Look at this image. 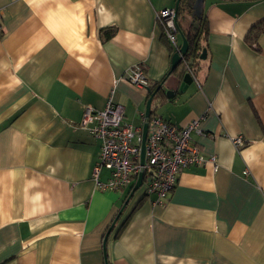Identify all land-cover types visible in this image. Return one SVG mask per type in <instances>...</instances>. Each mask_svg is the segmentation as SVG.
I'll return each instance as SVG.
<instances>
[{"label": "crops", "instance_id": "0c3cea01", "mask_svg": "<svg viewBox=\"0 0 264 264\" xmlns=\"http://www.w3.org/2000/svg\"><path fill=\"white\" fill-rule=\"evenodd\" d=\"M180 1L178 28L205 29L189 78L170 72L175 52L154 18L178 0H0V264L103 263L130 186H95L100 141L82 109L110 96L142 133L149 94L120 79L133 65L151 93L160 86L150 118L203 116L191 143L216 167L182 171L164 205L137 190L108 236V264H264V0H202L199 15Z\"/></svg>", "mask_w": 264, "mask_h": 264}, {"label": "built area", "instance_id": "2783aa9c", "mask_svg": "<svg viewBox=\"0 0 264 264\" xmlns=\"http://www.w3.org/2000/svg\"><path fill=\"white\" fill-rule=\"evenodd\" d=\"M155 22L161 27L163 36L175 53H179L177 43L178 27L173 8H164L155 12ZM187 74L193 73L187 66ZM120 79L133 87L147 90L149 81L139 65L127 68ZM195 79V78H194ZM199 87V82L196 81ZM122 108L113 103L111 97L106 99L103 109L96 110L89 106L82 109V126L89 134L100 141L98 162L92 169L91 178L100 190L119 191L133 186L137 176H148L145 194L153 195L152 205H164L168 195L176 184L182 171L193 166L211 163L215 158L205 156L191 143V133L201 134L198 124L203 116L190 120L186 125L177 127L160 117L143 118L147 124L143 162L140 163L141 133L132 126L122 123ZM232 145L239 149L244 140L238 136L230 138ZM101 170H107L110 177L100 182Z\"/></svg>", "mask_w": 264, "mask_h": 264}, {"label": "water", "instance_id": "95a60500", "mask_svg": "<svg viewBox=\"0 0 264 264\" xmlns=\"http://www.w3.org/2000/svg\"><path fill=\"white\" fill-rule=\"evenodd\" d=\"M180 0H178L177 4L179 3ZM201 4H202V0H194L192 5H191V9H192V13L191 15H199V12L201 11ZM174 11H175V20L177 19V15H178V7L177 5L174 7ZM181 45L179 48V53H174L172 58H171V69L170 72L177 66V64L180 62V60L182 59V57L185 55V53L187 52V43L184 40V38L181 36ZM205 51L203 50L201 52V58L204 57ZM189 78V75L187 74L185 76V78ZM185 81V79H184ZM160 89V86L153 92L150 94L146 106H145V118H149V109H150V105H151V101L152 98L154 97V95L157 93V91ZM150 91V89H147V92ZM172 92L171 91H166L165 95L168 97L169 95H171ZM146 133H147V124H143L142 127V133H141V148H140V163L143 162V155H144V145H145V138H146ZM143 185V174H139L133 184V186L131 187V189L129 190V193L127 195V197L125 198V200L123 201L121 207L119 208L117 214L115 215V217L113 218L109 228L107 229L106 233L103 236V240H102V255H103V263L102 264H108L107 262V256H106V242L108 239L109 234L112 231V228L114 227L115 223L118 221L120 215L122 214L124 208L127 206L129 200L132 198V196L134 195V193Z\"/></svg>", "mask_w": 264, "mask_h": 264}, {"label": "trees", "instance_id": "16d2710c", "mask_svg": "<svg viewBox=\"0 0 264 264\" xmlns=\"http://www.w3.org/2000/svg\"><path fill=\"white\" fill-rule=\"evenodd\" d=\"M180 3H181V1H180ZM180 3L178 5V12L179 13L182 10L181 9L182 4H180ZM177 27H178V25H177ZM255 29L257 31L264 32V22L259 23L255 27ZM178 31H179V33H181L182 37L184 38V40L187 43V52L182 57V59L180 60V62L178 63V66H177V68L181 67L183 74H185V73H187L186 72L187 66H188L189 70L192 72L191 66L193 65L195 60L201 55V52L203 50V46L201 45V43L204 39L203 33H204L205 29H204L203 23L201 22L199 25L190 26L186 31H181L180 29ZM112 33H113V30H111V29H107V30L102 29L100 31L101 39L109 38L112 35ZM175 70H176V68H175ZM148 94L150 96L151 90L148 91ZM147 178H148V176L146 174H144V180H143L142 186H144V184L146 183ZM142 186L140 188H142ZM118 221H119V219H118Z\"/></svg>", "mask_w": 264, "mask_h": 264}]
</instances>
